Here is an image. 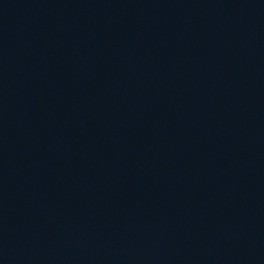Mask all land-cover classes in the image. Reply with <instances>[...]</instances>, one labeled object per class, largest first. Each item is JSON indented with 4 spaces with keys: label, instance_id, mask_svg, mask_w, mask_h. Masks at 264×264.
<instances>
[{
    "label": "water",
    "instance_id": "obj_1",
    "mask_svg": "<svg viewBox=\"0 0 264 264\" xmlns=\"http://www.w3.org/2000/svg\"><path fill=\"white\" fill-rule=\"evenodd\" d=\"M0 264H264V0H0Z\"/></svg>",
    "mask_w": 264,
    "mask_h": 264
}]
</instances>
